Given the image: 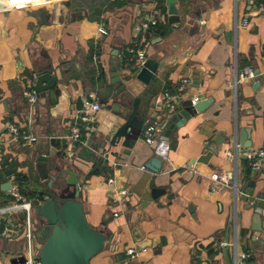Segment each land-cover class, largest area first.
<instances>
[{
	"label": "crops",
	"instance_id": "obj_1",
	"mask_svg": "<svg viewBox=\"0 0 264 264\" xmlns=\"http://www.w3.org/2000/svg\"><path fill=\"white\" fill-rule=\"evenodd\" d=\"M176 6L175 24L168 0H41L0 10V206L11 196L2 189L9 182L34 204L44 200L37 163L45 154L52 167H74L89 224L111 236L91 264H236L237 253L249 255L245 264H264V209L256 231L255 209L243 199L247 189L264 194V166L253 170L243 154L264 149V0ZM150 17L158 25L139 29ZM115 50L127 87L121 94L111 83ZM139 51L159 62L148 85L134 78ZM248 66L260 71V86L256 77L233 88ZM42 69L56 85L31 104L25 94ZM96 98L101 110L85 113ZM189 98L205 109L189 107L195 115L166 136L165 120ZM78 122L86 145L70 138ZM154 123L156 139L170 143L166 160L145 140ZM14 128L37 141L24 142ZM216 139L217 154L199 162ZM154 159L163 161L159 172L147 167ZM218 172L232 174L233 184L213 182ZM3 229L0 264H10L6 253L22 251L25 242L3 238ZM222 240L234 246L221 248ZM131 249L139 252L134 258Z\"/></svg>",
	"mask_w": 264,
	"mask_h": 264
},
{
	"label": "water",
	"instance_id": "obj_2",
	"mask_svg": "<svg viewBox=\"0 0 264 264\" xmlns=\"http://www.w3.org/2000/svg\"><path fill=\"white\" fill-rule=\"evenodd\" d=\"M169 21L171 24L179 23V11L177 9V0H168ZM114 58L111 60V83L115 86L116 93L121 94L126 90L123 84L117 65L122 62L117 58L119 50L113 53ZM139 58V57H137ZM159 67L158 60L153 58L147 59L143 66L136 69L134 78L148 85ZM257 82L254 87H259L260 71L255 72ZM56 85V78L49 69H42L37 73L35 90L41 94L51 90ZM211 102V100L209 99ZM189 107H193L196 112L205 109L206 104L203 102L193 103V98L182 102L181 108L176 110L167 120H165L163 130L166 136H173V133L190 119L194 112H190ZM115 109V108H114ZM117 110V106H116ZM247 132H249L247 130ZM220 139L215 140L211 146L200 158L199 162L208 163L214 154H217L216 144ZM245 148L252 145L246 142ZM163 165L161 159H154L148 164V168L154 172H159ZM37 170L42 181L47 183V188L42 190L39 195L44 200L35 204L34 218L37 223V236L34 240L38 246L42 264H91L92 258L100 252L105 245L111 241V236L104 230H95L89 224L87 214L83 204L79 201L81 178L74 167L70 164L52 167L49 164V157L40 154L38 157ZM5 191L12 190V184L9 182L2 186ZM159 191V190H156ZM155 191V192H156ZM164 194L166 191L161 190ZM171 197L173 195L171 194ZM243 199L255 209L254 229L261 231V213L264 209V194L247 189ZM253 202H252V200ZM6 201L5 204H8ZM194 209L191 206L190 211ZM25 218V215H21ZM106 222V220L104 221ZM254 264V263H252Z\"/></svg>",
	"mask_w": 264,
	"mask_h": 264
},
{
	"label": "built area",
	"instance_id": "obj_3",
	"mask_svg": "<svg viewBox=\"0 0 264 264\" xmlns=\"http://www.w3.org/2000/svg\"><path fill=\"white\" fill-rule=\"evenodd\" d=\"M159 20L156 17H150L149 19L145 20L140 26L139 29L147 31L151 27L158 25ZM250 25L249 18H244L241 22V26L243 28H248ZM99 33L102 35L107 34V29L105 27L99 28ZM130 51H133V48H128ZM138 62L139 66H143L147 60L146 53L144 51L138 52ZM98 55L95 56L97 59ZM257 77L255 70L253 67H245L242 72L236 75V78L234 79V82L232 83V87L237 89L240 82H244L247 79H255ZM187 87V84H182L179 89L181 91H184ZM26 97L28 98L29 102L31 104H36L38 101V93L37 91L32 88L28 91H26ZM171 97L170 93H165L164 98L169 99ZM195 102L199 101V98L194 99ZM102 108V104L99 102V100L96 98L95 100L87 101L85 105V113L89 112H99ZM75 128L70 136L71 139H73L76 142H81L82 144H87L86 141L83 138V133L81 130V123L75 124ZM160 124L154 123L151 124L147 130L145 131V140L146 142L155 145V154L162 158L163 160H166L168 158L169 150H170V143L167 140H157L155 137V133L159 130ZM86 129V135H91L93 132V127L87 124L85 126ZM13 131L19 136L20 139H23L26 143H31L37 141V137L32 135H26L20 132L19 128H14ZM238 147V146H236ZM249 149V148H247ZM231 155V152L228 153ZM245 159L250 163L251 167L255 171H259L264 166V149L259 150H245L243 153ZM212 181L217 184H224V185H232L234 181V176L230 173H222L218 172L212 176ZM107 183L109 185H112L115 183V180L113 177H110L107 180ZM11 196L9 198V203L7 206H0V221L3 223H8L4 215L6 214H13L15 219L23 225V231L24 233L21 234V231L19 234H11L10 228L8 224H5L4 229L2 231L1 236L3 238L9 239V240H23L25 242L24 249L22 250V255L20 258L16 259L10 264H42V261L40 259L38 246L35 243V236H37V223L34 218V207L35 204L28 199L27 197L23 196L22 193H20L19 186L12 187V190L10 191ZM122 195H126L127 191L123 190L121 192ZM24 214L25 218H21V215ZM116 216L118 214H115ZM219 246L221 248H227V247H233L234 244L231 242H228L226 240H222L219 242ZM145 250V249H144ZM139 252L135 249L129 250V255L131 257H136ZM249 257L248 254L243 253L240 255V257L236 256V264H245V260Z\"/></svg>",
	"mask_w": 264,
	"mask_h": 264
},
{
	"label": "rangeland",
	"instance_id": "obj_4",
	"mask_svg": "<svg viewBox=\"0 0 264 264\" xmlns=\"http://www.w3.org/2000/svg\"><path fill=\"white\" fill-rule=\"evenodd\" d=\"M4 218L8 223H3L0 221V223L3 225V226L0 225V229L3 228L5 224H8L11 234L13 235L19 234L20 231H21V234L24 233L23 225L15 219L13 214H6L4 215ZM6 255L8 256L9 262L12 263L16 259L20 258V256L22 255V251L21 250H9L6 253Z\"/></svg>",
	"mask_w": 264,
	"mask_h": 264
},
{
	"label": "clouds",
	"instance_id": "obj_5",
	"mask_svg": "<svg viewBox=\"0 0 264 264\" xmlns=\"http://www.w3.org/2000/svg\"><path fill=\"white\" fill-rule=\"evenodd\" d=\"M41 0H0V10H3L5 6L7 8H20L27 3H40Z\"/></svg>",
	"mask_w": 264,
	"mask_h": 264
},
{
	"label": "trees",
	"instance_id": "obj_6",
	"mask_svg": "<svg viewBox=\"0 0 264 264\" xmlns=\"http://www.w3.org/2000/svg\"><path fill=\"white\" fill-rule=\"evenodd\" d=\"M130 122V121H129ZM129 124V123H128ZM128 124H127V126L125 127V128H127L128 127ZM23 178V177H22ZM19 180H21V177H19ZM20 182V181H19ZM21 193H24V191H22L21 190Z\"/></svg>",
	"mask_w": 264,
	"mask_h": 264
}]
</instances>
